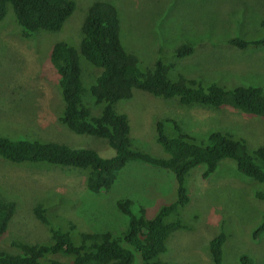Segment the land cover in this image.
Instances as JSON below:
<instances>
[{
    "label": "rangeland",
    "instance_id": "1",
    "mask_svg": "<svg viewBox=\"0 0 264 264\" xmlns=\"http://www.w3.org/2000/svg\"><path fill=\"white\" fill-rule=\"evenodd\" d=\"M73 1L74 11L56 31L39 29L23 36L10 9L0 20V134L12 137L23 134L73 147L96 148L100 154L110 156L114 149L104 139L76 134L57 120L64 103L54 81L50 50L59 40L75 46L79 43L87 9L98 0ZM103 1L112 2L117 8L120 39L127 49L144 53L146 65L151 66L160 55L165 62L174 63L170 68L172 79L183 74L230 86L248 81L264 85V46L240 50L226 43L228 37L240 30L239 23L245 32L258 28L259 19L264 17V0ZM251 25L254 27L250 28ZM182 43L192 44V53L174 57L175 48ZM158 47L160 52L156 50ZM81 65L88 88L89 79L99 69L83 60ZM134 91L131 98L119 100L115 108L126 112L134 146L153 155L164 156L156 141L155 126L165 118L175 121L191 135H206L212 130L234 135L239 132L250 146H264L263 117L227 106L184 105L175 97ZM86 96L88 99L90 94ZM88 104L98 109L91 102ZM85 178V171L78 168H61L44 162L15 165L0 159V192L9 193L7 197L15 202L8 230L0 238V249L15 253L19 249L12 245L13 240L33 243L48 236L46 227L32 212L38 201H44L48 211L61 202L56 207L57 213L81 223L79 227L87 231H120L127 227L128 219L118 208L119 198L138 199V203L132 201L131 207L143 206L153 214L154 206L176 197V181L159 169L137 161L128 162L105 193L88 192ZM187 179L192 197L181 210V216L185 221L192 219L193 227L177 230L167 239L162 260L173 264H213L208 242L223 230L226 240L221 264H240L242 254L252 257V264H264V233L257 238L252 236L264 216V200L253 195L264 190V183L241 174L235 161L229 158L221 160L206 179L198 167L190 171ZM134 255V264H141L139 253L135 251ZM52 257L69 259L60 253Z\"/></svg>",
    "mask_w": 264,
    "mask_h": 264
},
{
    "label": "trees",
    "instance_id": "2",
    "mask_svg": "<svg viewBox=\"0 0 264 264\" xmlns=\"http://www.w3.org/2000/svg\"><path fill=\"white\" fill-rule=\"evenodd\" d=\"M9 9L21 27L22 35L28 36L39 29L59 30L74 11L75 2L0 0V20ZM118 14L112 2H93L81 26L83 36L79 43L75 46L59 40L49 53L56 75L54 81L64 103L61 115L57 116L58 122L76 134L104 139L114 149V154L104 156L96 148L73 147L55 140L28 138L30 136L23 134L13 137L0 134V159L15 165L44 162L61 168H78L85 171L86 190L92 194L105 193L116 182L121 169L128 162L137 161L159 169L176 181V197L154 206L153 214L143 206H135L134 210L132 201L138 203V199L119 198L118 208L128 219L127 227L120 231H87L79 227L81 223L57 213L56 207L61 202L48 211L44 201H38L32 206V212L44 224L48 236L33 243L13 240L12 245L19 251L12 253L0 249V264H134L135 251L140 255L141 264H173L162 260L161 256L167 250V239L175 231L193 227L192 219L185 221L181 216V210L192 197L187 177L193 168L198 167L202 178L206 179L221 160L229 158L235 161L241 174L264 183V146H250L248 139L239 132L234 135L212 130L206 135H191L175 121L165 118L157 121L155 126L156 141L164 156L134 146L126 112L115 108L119 100L131 98L134 90L156 97H175L184 105L227 106L264 118V85L248 81L230 86L183 74L172 79L170 68L174 63L165 62L160 55L151 66L146 65L144 53L127 49L120 39ZM239 25L240 30L226 39V43L235 47L233 49L264 46V17L259 19L258 28L249 32L244 31L241 23ZM193 49L192 44L182 43L172 55L187 56ZM156 50L160 52L159 47ZM81 60L99 69L89 79L88 88L84 83ZM88 93L90 97L87 99ZM90 102L98 109L91 108ZM3 193L0 192V238L7 232L15 212L14 199L8 198L9 193ZM253 196L264 200V190L255 191ZM216 233L209 239L208 251L212 263L221 264L226 233L223 230ZM262 233L264 216L252 236L257 238ZM58 253L69 259L52 257ZM239 261L240 264H252L253 258L242 254Z\"/></svg>",
    "mask_w": 264,
    "mask_h": 264
},
{
    "label": "bare ground",
    "instance_id": "3",
    "mask_svg": "<svg viewBox=\"0 0 264 264\" xmlns=\"http://www.w3.org/2000/svg\"><path fill=\"white\" fill-rule=\"evenodd\" d=\"M22 34V33H21ZM256 59V58H255Z\"/></svg>",
    "mask_w": 264,
    "mask_h": 264
},
{
    "label": "clouds",
    "instance_id": "4",
    "mask_svg": "<svg viewBox=\"0 0 264 264\" xmlns=\"http://www.w3.org/2000/svg\"><path fill=\"white\" fill-rule=\"evenodd\" d=\"M215 234H216V233H215ZM215 234H214V235H215Z\"/></svg>",
    "mask_w": 264,
    "mask_h": 264
}]
</instances>
